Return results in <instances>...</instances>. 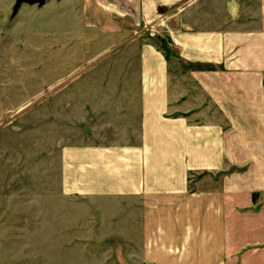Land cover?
Masks as SVG:
<instances>
[{
  "label": "crops",
  "instance_id": "crops-1",
  "mask_svg": "<svg viewBox=\"0 0 264 264\" xmlns=\"http://www.w3.org/2000/svg\"><path fill=\"white\" fill-rule=\"evenodd\" d=\"M78 1L72 37L128 55L118 87L86 91L93 135L62 152L68 191L126 198L146 264H264V0ZM27 219L0 201V252Z\"/></svg>",
  "mask_w": 264,
  "mask_h": 264
},
{
  "label": "rangeland",
  "instance_id": "rangeland-1",
  "mask_svg": "<svg viewBox=\"0 0 264 264\" xmlns=\"http://www.w3.org/2000/svg\"><path fill=\"white\" fill-rule=\"evenodd\" d=\"M15 3L0 0V201L22 205L29 219L8 229L25 231V239L6 241L8 252L0 258L25 264H146L138 252V226L124 233L116 208L126 198L71 194L61 161L65 148L86 144L93 135L86 91L118 87L126 68L118 59L127 49H96L86 38H73L72 30L82 26L78 0H46L43 7L23 5L17 12ZM97 52L99 60L89 64ZM72 102L78 125L72 123ZM205 177L190 176L191 187ZM39 206H46L42 226ZM13 212L20 216L23 210Z\"/></svg>",
  "mask_w": 264,
  "mask_h": 264
},
{
  "label": "water",
  "instance_id": "water-1",
  "mask_svg": "<svg viewBox=\"0 0 264 264\" xmlns=\"http://www.w3.org/2000/svg\"><path fill=\"white\" fill-rule=\"evenodd\" d=\"M23 5H38L40 7H43L46 5V0H16L15 12H17Z\"/></svg>",
  "mask_w": 264,
  "mask_h": 264
}]
</instances>
